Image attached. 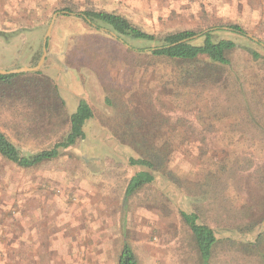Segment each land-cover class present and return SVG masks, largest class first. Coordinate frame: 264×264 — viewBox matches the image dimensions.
<instances>
[{"label":"rangeland","instance_id":"1","mask_svg":"<svg viewBox=\"0 0 264 264\" xmlns=\"http://www.w3.org/2000/svg\"><path fill=\"white\" fill-rule=\"evenodd\" d=\"M87 9L155 35L212 29L238 48L203 80L184 65V89L150 54L157 42L92 26ZM56 13L42 69L0 82V130L30 156L66 137L80 99L94 117L57 158L22 168L0 155V264H118L125 240L139 264H203L181 211L216 228L210 264H264L249 250L264 233V0H0V68L36 66ZM179 118L193 130H176ZM132 121L171 147L184 134L187 153L173 149L161 170L132 166ZM139 171L156 180L126 198Z\"/></svg>","mask_w":264,"mask_h":264},{"label":"trees","instance_id":"2","mask_svg":"<svg viewBox=\"0 0 264 264\" xmlns=\"http://www.w3.org/2000/svg\"><path fill=\"white\" fill-rule=\"evenodd\" d=\"M79 14L84 20L97 28L105 26L120 36L157 42L158 45L149 49L150 54L160 61L173 63L180 70V73H178L179 77L176 75V82L179 81L178 85L184 89L186 88L187 81L194 78V76H190V72L182 71L184 65H194L193 68L200 72V79L203 80L205 71L213 66L230 67L232 61L229 55L238 48V43L232 39L217 40L214 37L212 29L202 32L184 29L164 35H155L140 28L129 18L114 11L87 9L81 11ZM228 28L240 35H247L245 28L237 23L230 24ZM262 47L264 48V46ZM137 50L140 52L146 51V49ZM249 52L255 60L263 57L258 50L249 49ZM23 74L25 73L0 75V82H8ZM190 86L188 85V87ZM93 117L94 110L92 106L85 99H80L76 110L68 116L70 127L66 137L56 141L52 147L43 149L30 156L23 155L9 137L0 130V155L22 168L34 167L44 161L57 158L63 150L74 146L78 141L85 138V125ZM169 124L172 125L170 122ZM176 125L175 129L182 130L183 133H187L190 129L193 130V123L183 118L177 119ZM159 126L162 130L166 128L165 122L160 123V125L157 123L153 125L154 128ZM128 129L134 133L139 132L137 134L139 139L136 140L134 136L131 139V145L141 153L139 157H131L129 159V163L132 166H145L154 170H161L171 163L170 152L173 149L174 151L176 149L178 151L184 149L183 154L188 151H185L187 146L184 145V134L181 138L177 139L176 147H171L164 138L159 142L155 137L149 135L148 130H138L136 123L133 121L129 124ZM155 180L154 174L150 171L137 172L127 185L126 198L132 196L144 185L155 182ZM180 214L185 224L192 231L203 264H210L214 249L219 243L216 228L209 223L200 221V216L196 212L181 211ZM250 226L252 227L253 223ZM262 248H264V233H261L257 240L251 243L249 250L256 249L264 257ZM118 264H139L137 254L127 240L124 241Z\"/></svg>","mask_w":264,"mask_h":264},{"label":"water","instance_id":"3","mask_svg":"<svg viewBox=\"0 0 264 264\" xmlns=\"http://www.w3.org/2000/svg\"><path fill=\"white\" fill-rule=\"evenodd\" d=\"M64 13H68L67 11H64ZM58 13L55 14L54 19L49 27L47 36L45 38V42H44V51H43V55L40 59V61L38 62V64L36 66L33 67H20L17 69H11V70H5V69H1L0 68V75H12V74H21V73H31V72H38L42 69V66L44 64V61L46 60V56H47V49H48V41H49V35L50 32L52 30L55 18L57 17Z\"/></svg>","mask_w":264,"mask_h":264}]
</instances>
